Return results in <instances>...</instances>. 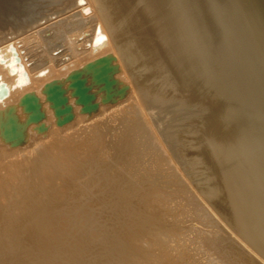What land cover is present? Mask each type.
<instances>
[{"label": "bare ground", "instance_id": "obj_1", "mask_svg": "<svg viewBox=\"0 0 264 264\" xmlns=\"http://www.w3.org/2000/svg\"><path fill=\"white\" fill-rule=\"evenodd\" d=\"M67 12L0 35V264H264V0Z\"/></svg>", "mask_w": 264, "mask_h": 264}, {"label": "rangeland", "instance_id": "obj_2", "mask_svg": "<svg viewBox=\"0 0 264 264\" xmlns=\"http://www.w3.org/2000/svg\"><path fill=\"white\" fill-rule=\"evenodd\" d=\"M0 1H6V3H8L9 5H11V3L13 4V5H15V6H17L18 7V5L17 4H19V3H23V4H19V6H22V5H24L25 3H27V5L29 4V2L28 1H31L32 3H33V5L34 4H36V10H37V13L38 14H36V11H35V13L34 14H36V15H38L37 16V18L35 17L34 19H28V15L27 14H23V17H22V14H21V16H20V18H19V16L16 18V19H14V18H10V21H9V19H7L6 17L7 16H9V15H6V14H4V15H2L1 16V14H0V19H3V22L0 24V35H2V34H4V33H6V32H9V30H15V28L16 27H19V26H22V29L21 30H19V31H21V32H16V33H14L13 35H11V36H8V38H12L13 40H12V42H18V44H19V46H20V48H21V51L23 52V55L25 56V60H27L28 62H31V63H38V62H41L43 59H48L47 57H49V59H52L53 57H54V55H53V57L52 56H37V57H31V52H32V50H31V48H34V47H48L50 44H52V46H54V47H60V48H64V47H72L73 46V44H71V42L69 43V42H66L65 40H61V41H58L57 42V40L56 41H54V39L53 38H49L50 37V35L52 34V32H54V29H52L53 27L55 28V25H59L60 23H62L61 21L63 20V21H65V20H67L66 18H67V16L69 15V13L68 12H70V10H68V12L66 13V11H67V9H69V7L70 6H77V4H79V1L80 0H70L69 1V6H67L66 8H65V5H66V3L64 2L65 0H60L59 2H57V5L60 3V5H56V2L53 4L52 2L54 1H50V3H48L49 2V0H38V3L36 2L37 0H34V1H32V0H0ZM24 1H25V3H24ZM27 1V2H26ZM46 1H47V4L48 5H50L51 3V5H53V6H47V7H44V3L46 4ZM16 2H18V3H16ZM31 2H30V4H31ZM41 2H43V4H41ZM62 2V3H61ZM43 5L42 7H41V5ZM65 3V4H64ZM39 4V5H38ZM63 4V5H62ZM32 5V4H31ZM12 6V5H11ZM60 6H62V7H60ZM2 8V5L0 4V9ZM46 8V9H45ZM51 8H55V9H51ZM63 8H65V9H63ZM45 11H44V10ZM49 10V12L47 13L46 11H48ZM50 9H51V12H50ZM61 10H63V12L61 11ZM64 10H65V12H64ZM79 10V8H77L74 12H76V11H78ZM43 11H44V13L45 14H43ZM62 12V13H61ZM40 13H42V14H40ZM71 14L73 13V11L72 12H70ZM33 13H31L29 16L31 17V18H33V16H36V15H34L33 14V16H31ZM66 14V15H65ZM48 15V16H47ZM60 15V16H59ZM62 15V16H61ZM251 14L249 13L248 15H246V13L244 14V13H242V16H244V17H242L241 19H244L245 18V20H248L249 22L251 21V19L249 20V16H250ZM27 16V17H26ZM47 16V17H46ZM58 18H57V17ZM66 16V17H65ZM248 16V17H247ZM21 17L23 18V19H21ZM25 17H26V19L27 20H29V21H27V20H25ZM44 17V18H43ZM46 17V18H45ZM65 17V18H64ZM251 17H253V16H251ZM56 18V19H55ZM63 18V19H62ZM248 18V19H247ZM7 19V20H6ZM11 19H12V21L13 22H11ZM18 19H20V20H18ZM44 19V20H43ZM62 19V20H61ZM17 20V21H16ZM23 20H25V22L23 21ZM37 20H39V21H37ZM41 20V21H40ZM43 20V21H42ZM16 21V22H15ZM20 21H21V24H20ZM37 21V22H36ZM59 21V22H58ZM23 22H24V25H23ZM252 22V21H251ZM6 23V24H5ZM14 23V24H13ZM19 23V24H18ZM36 25H35V24ZM13 24V25H12ZM26 24V25H25ZM27 24H28V26H27ZM8 25V26H7ZM33 26V27H32ZM36 26V27H35ZM30 27V28H29ZM30 29V30H29ZM92 30V25L91 24H89L88 23V21L87 22H85V25H84V27L82 28V32H81V36L82 35H84V34H86V33H88V32H90ZM24 32H26L24 35H22ZM18 33V34H17ZM21 33V34H20ZM37 34V33H39L38 34V39H37V42L36 43H34L30 38H31V36H32V34ZM16 36V37H15ZM47 37V38H45L44 39V37ZM34 38V37H33ZM32 38V39H33ZM256 38H258L257 37V35L254 37V38H252V42H253V40H254V44L257 46H259V47H261L262 48V45L264 44V40L263 41H260L261 39H260V37L258 38V39H260V40H256ZM256 41H257V44H256ZM1 42L2 41H0V46H2L1 45ZM263 44H262V43ZM32 43H34V44H32ZM261 45H259V44ZM264 47V46H263ZM28 49V50H27ZM35 49H33V51H34ZM53 54H56V52H54ZM61 58V57H60Z\"/></svg>", "mask_w": 264, "mask_h": 264}]
</instances>
